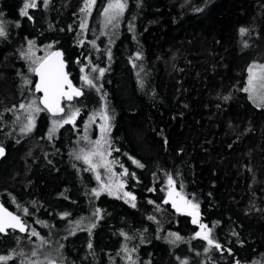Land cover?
<instances>
[{
	"label": "trees",
	"instance_id": "obj_1",
	"mask_svg": "<svg viewBox=\"0 0 264 264\" xmlns=\"http://www.w3.org/2000/svg\"><path fill=\"white\" fill-rule=\"evenodd\" d=\"M24 3L0 0L7 32L0 38V201L47 243L28 233L0 234V255L14 257L8 264L27 261L18 253L36 246L58 264H264V106L242 90L249 66L264 64V0H128L116 27L103 22L107 0H97L84 30V0H36L31 20L20 15ZM242 27L249 30L243 36ZM29 41L36 57L63 51L84 93L64 106L65 114L80 109L75 125L65 124L53 139L48 131L59 118L45 111L31 133L20 132L26 113L19 105L39 98L21 56ZM93 66L106 69L95 81L99 92L81 79L98 76ZM105 107L107 159L114 163L110 173L97 169V181L74 157L91 150ZM169 175L177 192L199 204L220 249L205 251L207 242L192 238L197 225L164 203ZM101 183H124L121 198L96 197ZM123 192L135 197V207ZM169 233L183 242L169 243Z\"/></svg>",
	"mask_w": 264,
	"mask_h": 264
},
{
	"label": "snow or ice",
	"instance_id": "obj_2",
	"mask_svg": "<svg viewBox=\"0 0 264 264\" xmlns=\"http://www.w3.org/2000/svg\"><path fill=\"white\" fill-rule=\"evenodd\" d=\"M97 0H84V6L81 8V12L84 14L85 19L81 22V29L84 30L87 27V18L91 15L93 7L96 5ZM45 6L49 4V0H43ZM36 0H25L23 7L21 9L20 15L27 16L29 20L32 19L28 15L29 8H36ZM128 7V0H107L106 6L102 9L101 15L103 16V22L107 25H113V27L118 26V22L121 17H123L125 10ZM18 26V25H17ZM241 36L248 33V29L240 28ZM7 32L5 26L0 23V38H6ZM95 46V42L93 41ZM34 41H29V47L26 52L21 53L23 59L29 61V72L37 76L38 82L35 83L34 93H42V96L38 99L33 98L25 104L21 103L19 109L23 110L26 113L25 119L26 123H23L20 127V132L23 134H28L33 131L36 126V116L42 111H46L51 114L52 117L60 115L62 118L60 120H52V126L48 131V138L53 139L58 130L63 127L65 124L75 125L77 117L80 115L79 108H69L67 114H65V107H62L63 101L71 102L74 98L82 96L84 93L81 88L73 85L72 81L69 79V74L66 72V64L62 58V53L59 51L48 52L45 56L36 57L33 51ZM247 46V45H245ZM49 47H51L49 45ZM109 59H111V53L109 52ZM135 59H141L140 53H137ZM133 67H136L133 64ZM142 70V69H141ZM81 73H85V68L81 67ZM106 69L98 68L97 66L91 67V72H98V76L91 77L90 74L82 75L81 79L89 88L96 89L97 92L100 91L102 86H98L95 82L96 80L102 78L105 74ZM248 79L247 86L242 90L249 94V99L254 102H258V106H264V64H252L247 69ZM23 82L25 85L31 84V81L26 76H22ZM103 99V97H102ZM225 100L229 97H225ZM41 105L43 107H41ZM13 111V109H9ZM95 119V114L92 117H89V122H93ZM100 119L104 121L100 125L101 138L95 141H92V148L89 151H81L75 154V159L82 160L85 165L88 166L86 170H91L96 172L97 181L101 180V176L97 169L104 168L106 172H111V164L114 161H109L107 156L111 153L108 152V148L111 146L110 142L107 139L108 133L111 131V126L109 124V115L106 107L100 112ZM16 120H20V116H16ZM87 127L85 125V136L84 139L87 140ZM4 148L0 147V157L4 156ZM136 163L137 167H143L138 161H133ZM127 169L124 170L122 175H127ZM135 175L134 173L132 174ZM124 188V183H118L113 185L112 183L100 184L99 189H93V194L96 197H99L103 192H107L108 195H114L117 199H120V191ZM123 197H127L128 200L125 202H131V206L135 207V197L130 192H123ZM171 202L172 207L176 209L178 213H183L191 217V222L194 225H198L199 231H197L193 239L199 238L207 242L208 248L205 251H208L209 248L215 247L220 249L221 245L215 241V238L211 236L212 228L207 224H204L200 220L199 213V204L194 203L192 200L188 199L186 196L181 195L176 191L174 187V180L171 175L168 176V191L167 199L164 200V203L167 204ZM152 203V201H149ZM25 215H28L27 208L23 209ZM101 210L97 208L93 215L99 216ZM69 214L65 213L64 216L67 217ZM149 219H155L154 217H149ZM81 221H77L75 226L69 229L70 234H75V231L80 228ZM96 224L92 223L88 227L89 234H91V229L95 228ZM9 230L16 231L18 230L21 233L27 232L29 238L37 237L41 241V245L47 243L43 238L40 237L39 233L35 229L27 228L26 222L22 221L20 216L14 215L12 212L8 211L6 207L0 205V234L9 235ZM122 236H125V239H130L125 233H121ZM169 236L172 237L169 240V243L175 244L178 241L183 242V238L177 233H169ZM19 239V238H17ZM40 246L33 248L30 253H25L21 251L18 253L20 257L29 256L30 258L27 261L22 260L21 264H58L56 259L51 258L50 254L41 253L39 251ZM63 247V245H61ZM89 249L92 248V244L89 243ZM125 252L128 251L127 247L123 249ZM43 255L44 259L41 260L39 257ZM13 255H0V264H8V261L12 260ZM36 258V259H31ZM130 258V257H129ZM134 264V262H133ZM184 264H187L185 261ZM239 264V262H237Z\"/></svg>",
	"mask_w": 264,
	"mask_h": 264
},
{
	"label": "water",
	"instance_id": "obj_3",
	"mask_svg": "<svg viewBox=\"0 0 264 264\" xmlns=\"http://www.w3.org/2000/svg\"><path fill=\"white\" fill-rule=\"evenodd\" d=\"M54 51H59V52H61L62 53V58H63V60L65 61V64H66V68H65V70H66V72L68 73V63L66 62V60H65V56H64V53H63V51H61V50H53L52 52H54ZM69 74V73H68ZM35 76V75H34ZM35 78H36V82L35 83H37L38 82V77L37 76H35ZM69 79L71 80V78H70V75H69ZM72 81V80H71ZM72 83H73V81H72ZM73 85H74V83H73ZM35 86V85H34ZM75 86V85H74ZM37 95H39V97H41L42 96V93H36ZM83 96V95H82ZM82 96H80V97H76V98H74L73 99V101L75 100V99H80ZM73 101H71V102H73ZM71 102H68V101H63L62 102V107H64L65 106V104H67V103H71ZM41 107H43L42 105H41ZM46 112V111H45ZM50 117H52L51 116V114H49L48 112H46ZM61 116L60 115H58V116H56V117H52V118H60ZM1 147V146H0ZM4 152H5V154H4V156H2V157H0V163H1V161L5 158V155H6V150L4 149ZM0 205H3L2 203H1V201H0ZM4 206V205H3ZM5 207V206H4ZM8 211H10L9 209H8ZM11 212V211H10ZM13 213V212H12ZM14 214V213H13ZM14 215H16V214H14ZM22 220V219H21ZM28 228V227H27ZM9 231H12V230H9ZM13 232H16V233H18V234H20V235H25L27 232H25V233H21V232H19L18 230H16V231H13ZM1 235H3V234H1Z\"/></svg>",
	"mask_w": 264,
	"mask_h": 264
},
{
	"label": "rangeland",
	"instance_id": "obj_4",
	"mask_svg": "<svg viewBox=\"0 0 264 264\" xmlns=\"http://www.w3.org/2000/svg\"><path fill=\"white\" fill-rule=\"evenodd\" d=\"M103 19H104V18H103ZM247 79H248V78H247ZM246 86H247V82H246L245 87H246ZM247 94H248V93H247ZM248 95H249V94H248ZM253 102H254V101H253ZM255 103L258 105V102H255ZM61 118H62V117H61ZM61 118H59V119H57V120H60ZM102 123H104V121H102V120L100 119V122L97 124V127H96L97 132H99L96 140H98V139L101 138L100 125H101ZM88 126H89V127L91 126V122L88 123ZM170 203H171V202H170ZM181 214H183V213H181ZM183 215H185V214H183ZM188 217L191 219L190 216H188ZM200 219H201V215H200ZM197 230L199 231V227H198V225H197Z\"/></svg>",
	"mask_w": 264,
	"mask_h": 264
}]
</instances>
